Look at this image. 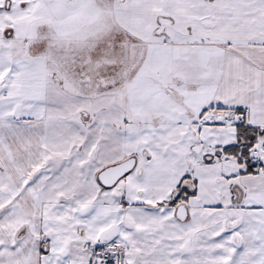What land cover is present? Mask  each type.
<instances>
[{
	"label": "snow or ice",
	"instance_id": "1",
	"mask_svg": "<svg viewBox=\"0 0 264 264\" xmlns=\"http://www.w3.org/2000/svg\"><path fill=\"white\" fill-rule=\"evenodd\" d=\"M0 264H264V0H0Z\"/></svg>",
	"mask_w": 264,
	"mask_h": 264
}]
</instances>
